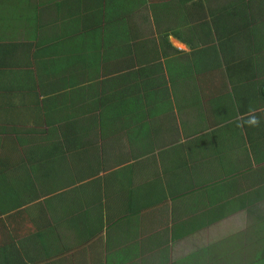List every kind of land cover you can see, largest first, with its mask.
Segmentation results:
<instances>
[{"label": "crops", "instance_id": "obj_1", "mask_svg": "<svg viewBox=\"0 0 264 264\" xmlns=\"http://www.w3.org/2000/svg\"><path fill=\"white\" fill-rule=\"evenodd\" d=\"M251 2L0 0V264L232 256L183 245L264 212V20L228 22Z\"/></svg>", "mask_w": 264, "mask_h": 264}, {"label": "trees", "instance_id": "obj_2", "mask_svg": "<svg viewBox=\"0 0 264 264\" xmlns=\"http://www.w3.org/2000/svg\"><path fill=\"white\" fill-rule=\"evenodd\" d=\"M263 4H264L263 0H258V4H252V2L251 3H242V5H240L238 7V12H237V13H240L242 11L240 13V15H238L237 17L228 18V22L230 24H234L237 21H239L240 26L247 27L250 20H253V19L254 20H264V7H262ZM255 6L261 7V11H262L263 15H255V16L251 15L254 12V10L252 8ZM237 13H235V14H237ZM200 32H204V31L201 30ZM224 33H225V30H220V31L216 32V34H217L216 40L222 41L221 37H223ZM248 35L250 37H252L253 40H255V41L258 39L264 40V27H260L259 30L256 27H253L250 30ZM236 40H240L239 35H237L235 37V41ZM261 48L264 49V43L261 44ZM229 63H233V65L235 64L234 61H230ZM233 65L226 64L225 65L226 71L233 70L234 69ZM5 146L9 147V149H11L13 144L9 143V145L6 144ZM6 181H7L6 177L4 175L0 174L1 184L4 185V183H6ZM8 183L9 184L5 189L7 192L6 193V200L9 204H11L13 206L9 208V215L7 214L6 219L8 221H10V219H14L16 217L17 213L19 212V211H17V208H16V207H19V186H17L18 182H15V181L14 182H8ZM23 189H24V191H27L29 188L24 187ZM223 195H224V193H220L216 189V192H214V194L212 195V196H214V200H211L214 204H218V205H216L218 210H220L222 208L220 213L223 212L225 209V205L220 203L221 197ZM2 213H5V210H2ZM7 213H8V211H7ZM259 218H261V219H259V221L255 224L256 227L252 229V236L253 237L252 236L248 237V240L245 241L244 244L238 242L237 245H234L231 261H235V259L233 257L238 258L239 252L241 249H244L247 247L249 248V246H251V245L253 246L255 243H257L258 245L261 243L258 247L257 254H255V256H253L252 258H250L248 262L250 264H264V212L261 213L259 211ZM218 219L219 218L216 217V220H218ZM237 238H238V240L240 239L239 236H237ZM27 241L29 243H32V235L30 236V238ZM15 247H16L15 241H11L9 243L7 250H6V252H7L6 262L7 263H10L11 259L12 260L15 259V252H16ZM221 248L222 247L217 246L216 249L218 250V252H216L215 255L211 256L207 260L208 264H228L226 262L228 260V258L226 256H224L222 253H219ZM191 260H192V258L185 261V262H190ZM221 261H223V262H221ZM231 264H238V263H231Z\"/></svg>", "mask_w": 264, "mask_h": 264}, {"label": "rangeland", "instance_id": "obj_3", "mask_svg": "<svg viewBox=\"0 0 264 264\" xmlns=\"http://www.w3.org/2000/svg\"><path fill=\"white\" fill-rule=\"evenodd\" d=\"M15 22H19V18H11ZM193 196L196 197L197 193L194 191ZM254 217H251L249 215V212L244 215H237V216H229L226 218L224 221L216 224L210 231H205L201 234H199L197 239L190 241L183 245V253L185 254L186 252L191 253V250H195L196 248H203L207 246H215L219 242L222 241L223 238H226V240L230 237L229 241L227 243H231L233 248L234 245H237L238 242L244 244V236H252V229L256 227V225L252 224V220H254ZM236 235H240L242 238V241L240 239L238 240ZM253 237V236H252ZM261 244V243H260ZM259 244V245H260ZM259 245L255 243L253 246H249V248H244L240 250L238 258H235V261L232 260L231 255H227L228 260L226 261L228 264L231 263H238V264H250L248 261L250 258L255 256L257 254V250ZM245 250V252H243ZM227 252V250H225ZM182 253V254H183ZM183 254V255H184ZM248 258V259H247ZM223 262V261H221ZM251 262V261H250Z\"/></svg>", "mask_w": 264, "mask_h": 264}, {"label": "clouds", "instance_id": "obj_4", "mask_svg": "<svg viewBox=\"0 0 264 264\" xmlns=\"http://www.w3.org/2000/svg\"><path fill=\"white\" fill-rule=\"evenodd\" d=\"M249 123L252 124V125H256V124H258L259 122H258V120H257L256 118H252V119L249 121Z\"/></svg>", "mask_w": 264, "mask_h": 264}]
</instances>
